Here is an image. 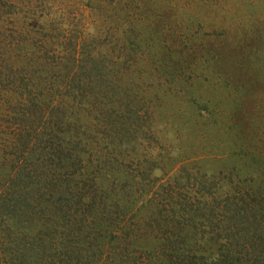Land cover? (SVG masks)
Here are the masks:
<instances>
[{
	"label": "rangeland",
	"instance_id": "374dc122",
	"mask_svg": "<svg viewBox=\"0 0 264 264\" xmlns=\"http://www.w3.org/2000/svg\"><path fill=\"white\" fill-rule=\"evenodd\" d=\"M68 41L85 44L84 56L98 63V86L108 89L97 114L73 111L70 132L64 123L58 126L63 121L58 110L51 111L60 104L52 80L36 75L56 69L44 62L29 69L36 59L65 53ZM30 75L35 78L25 87L20 78ZM116 115L132 124L135 119L136 127L128 134L118 129L130 141L123 156H115L117 163L102 164L109 176L93 174L92 188L103 187L115 199L121 195L118 175L125 176L122 181L132 184L130 199L137 205L152 201L157 216L161 184L177 187L179 197L201 204L205 199L206 238L211 233L213 241L243 247L249 257L250 247H256L258 261L250 263L264 264V231L258 226L264 206V0H0V229L5 235L36 217L69 225L64 214H50L49 206L39 212L36 202L62 203L69 198L68 184L90 177L76 169L63 183L62 174L74 168L67 141L73 152L79 151L78 140L86 146L88 135L98 141L106 134L102 125ZM86 119L96 132L86 131ZM108 139L117 154L118 143ZM50 144L54 154L43 149ZM85 149L88 154L81 157L92 161L95 150ZM120 160L125 172L117 173L113 168ZM7 248L1 262L14 264L17 250Z\"/></svg>",
	"mask_w": 264,
	"mask_h": 264
},
{
	"label": "trees",
	"instance_id": "16d2710c",
	"mask_svg": "<svg viewBox=\"0 0 264 264\" xmlns=\"http://www.w3.org/2000/svg\"><path fill=\"white\" fill-rule=\"evenodd\" d=\"M93 40L95 39L91 41ZM92 43L95 42L87 43V45ZM64 45L69 46V49L64 48L65 53L63 51L61 54H54L51 58L46 56L44 59H36L30 63L29 69L34 70L42 62H44L43 65L53 66L56 69L51 74L45 73V75H41L39 71L35 72L37 76H43L44 80H52L49 83L53 85L54 93L57 95L55 97H59L60 104L53 106L51 111L58 110V114L63 120L58 126L64 123L65 129H62L70 132V126L73 124V111L79 109V111L85 112L88 117L89 114H97L99 107L104 103L103 100L107 99L108 89L98 86V81H100V74L96 70L98 63L94 57L84 56L85 48L82 46L85 44L68 41ZM34 78L30 75L26 79L21 77L20 81H25V87H28L31 86L30 83ZM28 92L30 95V91ZM78 105L79 107H77ZM61 106H64L62 111L59 109ZM121 117L123 115H116L117 120L102 125L103 132L106 134L101 135L98 141L94 139L93 135H88V138L85 139L86 146L84 144L83 147L82 142L78 140L77 145L80 147V152H73L70 149L74 147L72 141H67V159L72 161L74 168L70 169L69 167V170L62 174L63 181H66L63 183L66 184L67 181H70L78 169L81 170L80 172L84 170L83 175H90V177H84L83 183L75 179L72 185L68 184L66 190L69 198L62 203L47 202L46 200L36 202V208H40L39 212L42 210V206L44 209L49 206L50 214L52 212L64 214L69 225L57 226L53 217L50 216L47 224L45 219L40 221L39 217H36L30 219L29 226L27 225L22 230L14 227L10 230L7 229L10 232L6 235L7 231L0 229V264H9L1 262V253L7 247L11 249V252L14 251V248L17 250L14 264H251L250 260L256 263L258 261L254 254L256 247H250L251 252L254 253L249 257L250 253H243V247H230L228 242L219 243L220 239L213 241L211 233L210 237L206 238L208 234L204 233L205 225L203 224L204 219H202L208 210L205 199L201 204L193 201L194 197H179L177 187L161 184L159 186L163 189L161 191L164 196L163 202L160 204L161 210L157 207L160 210L158 211L159 216H157L152 209V201L148 202L147 200L137 205V200L130 199L129 191L132 184L122 181L125 176L118 175L120 176L118 179L121 180H118L120 186H118L117 193L121 195L115 199L111 198L109 190L107 191L103 187L99 191L95 187L92 188L95 186L93 174L101 172L109 176V173L102 172L105 170L102 168V164L108 163L111 159L116 162L118 160L116 155L123 156L126 142L130 141L125 139L124 134H128L129 129H132L129 132L133 133L136 127L134 126L135 119L132 124V122L128 123L127 119L125 121L120 119ZM86 122V131L89 134L96 132V125L92 123V120L86 119ZM118 129L124 134L118 133ZM110 137H113L114 142L119 145L117 154H114L113 149H110V146L114 144L108 142ZM53 145L43 147V149H49L46 154H50V152L54 154V150L51 149ZM87 146L90 151L95 150V155H93L92 161L87 160L86 162L81 156L86 154ZM121 162V160L118 161L120 167L113 168L117 173L125 172L121 169L123 165ZM128 175L127 177H129ZM95 178L97 180L96 175ZM260 211L258 226L264 231V206L260 207ZM47 213L49 212L47 211ZM193 219L202 220L197 225ZM218 234L220 233L217 232ZM201 243L216 244L215 247L210 246L209 249V246L203 247L204 245ZM197 244L198 246H196ZM129 247L131 249L128 255ZM196 250L198 254H196ZM242 255L247 256L248 259L242 260Z\"/></svg>",
	"mask_w": 264,
	"mask_h": 264
}]
</instances>
